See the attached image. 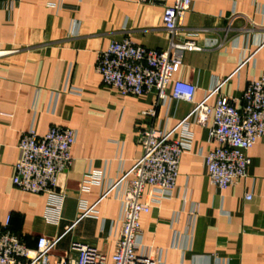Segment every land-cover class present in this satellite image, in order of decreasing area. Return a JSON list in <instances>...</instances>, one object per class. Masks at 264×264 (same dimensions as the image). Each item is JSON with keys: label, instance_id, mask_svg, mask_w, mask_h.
<instances>
[{"label": "crops", "instance_id": "0c3cea01", "mask_svg": "<svg viewBox=\"0 0 264 264\" xmlns=\"http://www.w3.org/2000/svg\"><path fill=\"white\" fill-rule=\"evenodd\" d=\"M174 1L0 3V52L12 51L0 57V227L11 218L10 230L29 248L45 236L54 258L67 255L73 243H84L111 261L126 185L110 189L142 154L136 129L156 96H124L104 85L97 60L113 41L125 38L166 49L162 15ZM179 38L203 49L185 53L173 76L196 86L195 102L213 106L219 96L240 100L248 84L264 75V0H191ZM216 81L219 90L210 94ZM172 89L170 84L168 94ZM193 108L167 100L157 109L155 126L180 139V124ZM191 121L193 137L183 142L176 189L161 202L153 201L151 188L145 191L152 208L140 219L143 247L152 255L165 250L164 264H264V137L249 152L248 178L219 190L204 164L214 148L208 140L212 119L206 126ZM51 127L77 134L59 222L46 221L45 194L13 184L22 135L34 129L44 136ZM90 173L100 174V181L86 184ZM193 204L198 212L190 218Z\"/></svg>", "mask_w": 264, "mask_h": 264}, {"label": "built area", "instance_id": "2783aa9c", "mask_svg": "<svg viewBox=\"0 0 264 264\" xmlns=\"http://www.w3.org/2000/svg\"><path fill=\"white\" fill-rule=\"evenodd\" d=\"M20 0H0L13 7ZM191 0H175L166 6L162 23L169 34V43L164 50L148 49L134 44L130 39L113 41L99 53L97 72L103 84L117 89L124 96H142L153 93V106L141 113L136 134L142 154L131 170L114 182L111 189L125 183L121 200V232L111 261L95 246L73 243L65 256L53 257L52 245L41 236L34 248L10 230L11 218L0 227V264H164L165 250L142 245L140 219L149 214L151 202L144 199L147 188L154 193L155 202L163 201L176 189L179 167L184 154V141L193 137L189 130L191 119L195 124L206 126L209 119L208 140L214 148L205 156L211 183L219 190L240 184L248 178L251 166L250 150L264 137V75L251 81L240 100L219 96L215 105L195 102L197 88L189 82L174 80L185 53L203 50L194 40L180 39L179 31ZM12 51L0 52V57ZM173 85L168 94L169 85ZM220 82H214L210 90H219ZM167 100L193 104L192 114L181 122L180 139L172 133L155 126L157 109ZM240 101V107H238ZM77 134L69 128L51 127L44 136L34 129L22 135L18 149L19 159L15 165L13 184L23 192L45 194L48 197L47 222L61 220L64 194L58 188L59 176L67 173L73 164L72 149ZM101 175L90 173L86 184L100 181ZM87 189V186H83ZM252 196L247 199L251 200ZM198 208L192 205L190 218L196 216ZM177 234L172 248H175Z\"/></svg>", "mask_w": 264, "mask_h": 264}, {"label": "water", "instance_id": "95a60500", "mask_svg": "<svg viewBox=\"0 0 264 264\" xmlns=\"http://www.w3.org/2000/svg\"><path fill=\"white\" fill-rule=\"evenodd\" d=\"M66 174H61L59 176V181H58V188L63 192L64 191V186H65V181H66Z\"/></svg>", "mask_w": 264, "mask_h": 264}]
</instances>
